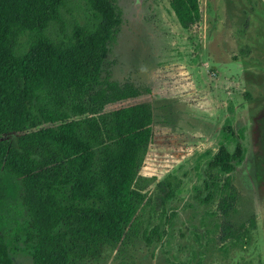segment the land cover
Returning a JSON list of instances; mask_svg holds the SVG:
<instances>
[{
    "label": "trees",
    "instance_id": "1",
    "mask_svg": "<svg viewBox=\"0 0 264 264\" xmlns=\"http://www.w3.org/2000/svg\"><path fill=\"white\" fill-rule=\"evenodd\" d=\"M168 1L183 28L202 21L201 0ZM84 2V17L66 21L70 0H0V176L17 180L22 208L0 231V264L19 253L34 264H83L138 235L155 193L161 219L177 194L171 176L151 192L140 173L153 141V105L132 103L143 95L134 83L103 76L121 10L115 0ZM232 129H222L226 138L207 160L206 194L196 189L201 202L218 196L226 209L238 197L231 174L245 158ZM224 233L235 238L229 226ZM142 237L151 244L162 228L146 227Z\"/></svg>",
    "mask_w": 264,
    "mask_h": 264
},
{
    "label": "rangeland",
    "instance_id": "2",
    "mask_svg": "<svg viewBox=\"0 0 264 264\" xmlns=\"http://www.w3.org/2000/svg\"><path fill=\"white\" fill-rule=\"evenodd\" d=\"M115 1L122 25L103 76L134 83L143 95L132 103L153 105V141L140 173L151 180V192L171 176L177 194L165 213L176 215L171 222L160 218L164 207L154 192L138 235L83 264H264V0H201L203 19L190 29L168 0ZM68 6L66 21L86 14L84 0ZM57 31L51 24L50 35ZM225 127L245 148L231 174L238 197L228 209L221 197L210 204L196 197V189L205 193L204 169ZM17 184L0 176V231L20 218ZM156 225L163 238L148 244L143 230ZM226 226L235 238L224 237ZM12 257L13 264H34L28 254Z\"/></svg>",
    "mask_w": 264,
    "mask_h": 264
}]
</instances>
